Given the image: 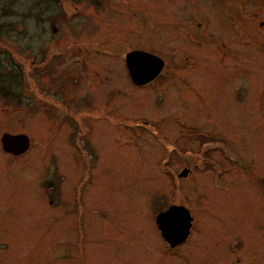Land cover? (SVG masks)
Instances as JSON below:
<instances>
[{"label": "rangeland", "instance_id": "obj_1", "mask_svg": "<svg viewBox=\"0 0 264 264\" xmlns=\"http://www.w3.org/2000/svg\"><path fill=\"white\" fill-rule=\"evenodd\" d=\"M14 8L0 67L24 75L19 89L0 73V264H260L264 0ZM132 51L162 75L136 86ZM4 134L30 149L7 153ZM174 205L194 223L178 247L156 222Z\"/></svg>", "mask_w": 264, "mask_h": 264}, {"label": "water", "instance_id": "obj_2", "mask_svg": "<svg viewBox=\"0 0 264 264\" xmlns=\"http://www.w3.org/2000/svg\"><path fill=\"white\" fill-rule=\"evenodd\" d=\"M125 59L131 80L139 87L153 82L165 69L163 59L145 51H132ZM1 142L7 153L16 156L27 153L31 145L29 137L25 134H4ZM156 222L163 237L173 247L183 244L188 239L193 226L189 210L176 205L161 213Z\"/></svg>", "mask_w": 264, "mask_h": 264}, {"label": "trees", "instance_id": "obj_3", "mask_svg": "<svg viewBox=\"0 0 264 264\" xmlns=\"http://www.w3.org/2000/svg\"><path fill=\"white\" fill-rule=\"evenodd\" d=\"M9 1H10V5L6 6V9H4L3 13L0 16V19L1 18L6 19L7 17L16 14L14 6L17 4L18 0H9ZM42 1H44V3L49 4V6H51V5L54 6L55 4L60 5L62 3V1H64V0H42ZM20 27H21V30L23 31V26L21 25ZM18 29H19V27H17V25L3 26L2 24H0V41H6L10 37L9 40L12 41L13 43H15V41H13L11 38L12 37L11 34L15 30L18 31ZM16 42H18V41H16ZM11 64H12V67H9V68H13V69L18 68L16 63L12 62ZM9 68L7 65H2V67H0V73L5 72V74L12 75V78H8V79H10L12 82H14L17 86H19L18 88L20 89L24 74L23 73L20 74L17 71H13L12 69H10V71L7 72ZM21 71L23 72V70H21ZM6 91H8V93H5V97L10 98L8 96V95H10V92H12L13 93L12 95H14V97H11V98H15V96L18 95V93L15 94L12 90H6Z\"/></svg>", "mask_w": 264, "mask_h": 264}, {"label": "flooded vegetation", "instance_id": "obj_4", "mask_svg": "<svg viewBox=\"0 0 264 264\" xmlns=\"http://www.w3.org/2000/svg\"><path fill=\"white\" fill-rule=\"evenodd\" d=\"M126 66H127V64H126ZM127 70H128V68H127ZM128 73H129V77H130V72H129V70H128ZM163 73V72H162ZM162 73H161V75H162ZM160 75V76H161ZM160 76H158L156 79H154V81L155 80H157ZM130 79H131V77H130ZM132 81V80H131ZM153 81V82H154ZM153 82H151V83H153ZM133 83H134V81H133ZM150 83V84H151ZM135 84V83H134ZM136 85V84H135ZM137 86V85H136ZM139 87V86H138ZM245 129H247V127H245ZM245 129H243V131L245 130ZM261 148V147H260ZM88 173V172H87ZM261 179H259V181H258V183H260L262 186H264V176H262V175H258ZM257 175L256 176H253V174H251V175H249V177H258ZM258 192V194H259V196H262V198H264V190H259V191H257ZM193 223V222H192ZM194 224V223H193ZM193 227V226H192ZM191 231H192V229H191ZM191 231H190V233H191ZM256 231H258V230H256ZM160 233H161V231H160ZM161 236H163V235H161ZM190 236H191V234H190ZM189 236V237H190ZM189 237H188V239H189ZM164 238V237H163ZM187 239V240H188ZM186 240V241H187ZM176 247H178V246H176ZM248 249H251L252 251H253V249L254 250H257L258 252H257V257H258V261H259V263L260 264H263V262H261L262 260H264V224H263V228H262V225H261V227H260V229H259V232L257 233V234H255L254 235V237H253V243L252 244H250V246H248ZM248 251V250H247ZM262 259V260H261Z\"/></svg>", "mask_w": 264, "mask_h": 264}]
</instances>
